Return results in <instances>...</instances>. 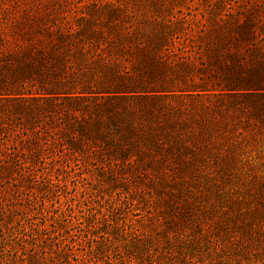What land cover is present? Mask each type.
Here are the masks:
<instances>
[{"label": "rangeland", "instance_id": "374dc122", "mask_svg": "<svg viewBox=\"0 0 264 264\" xmlns=\"http://www.w3.org/2000/svg\"><path fill=\"white\" fill-rule=\"evenodd\" d=\"M0 264H264V0H0Z\"/></svg>", "mask_w": 264, "mask_h": 264}]
</instances>
